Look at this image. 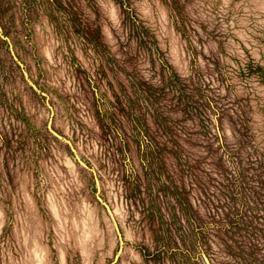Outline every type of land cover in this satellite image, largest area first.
<instances>
[{"label": "rangeland", "instance_id": "obj_1", "mask_svg": "<svg viewBox=\"0 0 264 264\" xmlns=\"http://www.w3.org/2000/svg\"><path fill=\"white\" fill-rule=\"evenodd\" d=\"M53 1L0 0V264H264V0Z\"/></svg>", "mask_w": 264, "mask_h": 264}, {"label": "trees", "instance_id": "obj_2", "mask_svg": "<svg viewBox=\"0 0 264 264\" xmlns=\"http://www.w3.org/2000/svg\"><path fill=\"white\" fill-rule=\"evenodd\" d=\"M52 2H54L53 0H51ZM51 2V3H52ZM158 144L160 145V142L158 143V142H155V147L156 148H153V151H154V153H155V155H154V157H160V155H164L165 154V152H163V150L160 148V146H158ZM158 147H159V153H158V156L156 155V150L158 149Z\"/></svg>", "mask_w": 264, "mask_h": 264}, {"label": "water", "instance_id": "obj_3", "mask_svg": "<svg viewBox=\"0 0 264 264\" xmlns=\"http://www.w3.org/2000/svg\"><path fill=\"white\" fill-rule=\"evenodd\" d=\"M49 129H50V127H49ZM51 130V129H50ZM52 132H54L53 130H51ZM76 159L80 162V163H82L83 164V162L80 160V158L76 155Z\"/></svg>", "mask_w": 264, "mask_h": 264}]
</instances>
